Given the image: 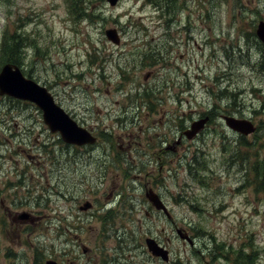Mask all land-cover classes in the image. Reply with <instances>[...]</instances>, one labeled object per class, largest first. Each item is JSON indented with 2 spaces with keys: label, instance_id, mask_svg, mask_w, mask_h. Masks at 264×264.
<instances>
[{
  "label": "rangeland",
  "instance_id": "obj_1",
  "mask_svg": "<svg viewBox=\"0 0 264 264\" xmlns=\"http://www.w3.org/2000/svg\"><path fill=\"white\" fill-rule=\"evenodd\" d=\"M106 1L89 0L86 19L73 21L65 0H0V42L6 30L25 33L34 47L22 49L21 70L100 141L65 144L33 104L0 96V264H232L209 256L210 235L227 252L257 247L255 264H264V193L244 185L247 165L229 160L239 137L219 119L253 121L260 130L247 141L264 143L262 50L252 36L264 0H167L171 19L144 0ZM112 29L118 45L105 37ZM168 47L175 68L163 62ZM158 97L169 100L163 113ZM215 105L196 145L177 152L202 150L203 187L191 163L160 149ZM149 189L170 219L146 200ZM88 203H97L92 218L80 210ZM100 205L112 210L113 228L100 226ZM197 223L204 238L190 230ZM146 238L169 262L151 257Z\"/></svg>",
  "mask_w": 264,
  "mask_h": 264
},
{
  "label": "water",
  "instance_id": "obj_2",
  "mask_svg": "<svg viewBox=\"0 0 264 264\" xmlns=\"http://www.w3.org/2000/svg\"><path fill=\"white\" fill-rule=\"evenodd\" d=\"M119 0H107L110 6H115ZM257 39L264 45V22L260 21L255 29ZM105 37L115 45L119 43L118 34L114 29L106 30ZM0 96L29 102L41 111L43 124L47 127L51 134H58L65 144L74 146L92 145L95 138L84 128L70 118V116L55 103L51 93L44 87L23 75L19 67L13 64H5L0 69ZM226 126L243 135H250L255 131V127L250 121L238 120L232 117L224 118ZM205 119L193 122L190 129L185 132L188 139L193 138L196 133L204 127ZM145 198L156 209L164 212L167 219L170 214L163 205L159 197L152 191L145 192ZM89 206L82 208L86 210ZM20 220L27 219L26 215L19 216ZM145 245L153 257L168 262V251L160 246L157 241L152 238L145 239ZM47 264H54L48 262Z\"/></svg>",
  "mask_w": 264,
  "mask_h": 264
},
{
  "label": "trees",
  "instance_id": "obj_3",
  "mask_svg": "<svg viewBox=\"0 0 264 264\" xmlns=\"http://www.w3.org/2000/svg\"><path fill=\"white\" fill-rule=\"evenodd\" d=\"M144 1L146 3L157 6V10L160 12V14L158 15L159 18L168 16L171 19L176 16V12L170 6H168L167 0ZM65 2L68 5L67 11L69 15H73V21H77L82 18L86 19L84 11L90 4L89 0H65ZM237 2L238 0H234V5H236ZM15 30L16 29H14L12 33L7 30L3 33V40L0 42V67L3 64L8 63L21 68V65L23 63V58L21 57L22 49H29L30 46L34 47V44L27 42L25 33L18 35V32ZM158 55H160V53H158ZM27 77L31 78L30 76ZM144 96H146L145 93ZM256 141L258 143L259 139H257ZM225 146L223 148V153H227L230 150V146L228 144ZM236 147L237 149L232 153L229 160L234 159V162H236V164H239L240 167L243 165H247V169L244 170L246 172L245 177H247V182H245L246 184L244 185L253 186L254 188L256 187L257 191H262L264 193V155L259 154L261 150H264V143L261 142V144L256 146L252 142L242 141V139H240ZM201 170L202 169L196 170L194 166H191V164L188 165V172L190 173V175L194 177L197 183H200V185L204 187L205 183L201 181L197 174V172L201 173ZM191 208L195 209V207L193 208L192 206ZM198 224L200 223L191 226L190 230L193 229L196 235L199 236V238H204V234L199 232L195 228V225L197 226ZM200 230L202 231L201 228ZM209 240L211 241L210 246L212 247L211 253L209 252V256L212 258L220 257L216 254L224 255L223 260L227 259L228 262L231 260L232 264H255L256 260L259 259V253L256 251L257 247H251V245H249L250 248L247 252H245V249L235 251L230 248V252H227L224 250L226 247L225 243L222 242V244L219 245V242L216 241L213 235H210Z\"/></svg>",
  "mask_w": 264,
  "mask_h": 264
},
{
  "label": "flooded vegetation",
  "instance_id": "obj_4",
  "mask_svg": "<svg viewBox=\"0 0 264 264\" xmlns=\"http://www.w3.org/2000/svg\"><path fill=\"white\" fill-rule=\"evenodd\" d=\"M167 21H169V20H167ZM166 21V22H167ZM253 37L255 36V38H256V40H257V42H258V47H260V49L262 50V52L264 53V45L257 39V37H256V34L255 33H253V35H252ZM262 52H260V55H261V59H260V69H261V72L263 73L264 72V54L262 53ZM163 56H164V60H163V62H164V64H165V66H170V67H173V68H175L174 67V65H176V63H178V60L179 59H177V60H171L170 58H172V57H174V56H172V49L170 48V47H168L167 49H165L164 51H163ZM180 58V57H179ZM160 60V59H159ZM161 61H162V59H161ZM160 61V62H161ZM174 64V65H173ZM147 78V76L145 77V79ZM161 88H162V90H164L166 87L164 86H161ZM170 88H172V90H174V86H173V83H171V86H170ZM168 95H170L171 93H170V91H169V89H168V93H167ZM52 95V94H51ZM53 96V95H52ZM170 98H172V99H174V98H178V94L176 93L175 95H170L169 96ZM53 98H54V101H55V103L57 104V105H59V102H58V99H57V96L54 94V96H53ZM163 100V101H162ZM156 101H157V103L159 104V111H161V107H162V103L163 102H165V103H167V101H169L166 97L164 98V99H162V97H158V98H156ZM217 105V104H216ZM215 105V107H211V109L210 110H208V112H206V113H203V114H198V118H197V120L196 121H199V120H203V119H205V123H204V127L201 129V130H199L197 133H196V135L193 137V138H191V139H188L187 137H186V135H185V132H187L188 131V129H186V130H184V131H182V132H179L178 133V136L176 137V140L174 141V143H173V146H169V145H167L166 146V148H163V149H160L161 151H160V153L161 154H163V155H165L166 154V152H168L169 154H171L172 156H173V159H172V161H183V163H191L192 164V166H194V168L195 169H202V166H203V164L201 163V162H199L198 161V159L199 158H201V156H202V150L200 149V148H198V147H195L194 148V151H193V154H192V156L191 157H187L186 155H185V151L183 152V154H182V156H179L178 154H177V152H178V150L180 149V148H185V149H187V147L190 145V144H193L191 147H193V146H195L196 145V142L199 140V137L201 136V134L206 130V127H207V124H208V122L209 121H212V120H215L216 118V113L218 112V107ZM60 106V105H59ZM61 107V106H60ZM62 108V107H61ZM154 108H156V106L154 107ZM63 109V108H62ZM64 110V109H63ZM148 110H152V107H148ZM65 111V110H64ZM162 112V111H161ZM163 113V112H162ZM225 117H232V116H228V115H220L219 116V119H220V121H222V123H223V125L225 126V128L227 129V130H229V132H231V133H233V134H235L237 137H239L238 138V141L240 140V139H242V141H247V137L249 136V135H243V134H241V133H237V132H234V131H232L231 129H229L227 126H226V124H225V121H224V118ZM194 122V121H193ZM252 123H253V125L255 126V131H254V133L253 134H251V135H255L257 132H258V130H260V128L253 122V121H251ZM182 127V126H181ZM86 129V128H85ZM87 130H89V131H92V135L96 138V142L94 143V145H88V146H84V148H86V149H88V148H94V147H96V145H98V144H100L99 142V139H98V137L96 136V133L93 131V130H91V129H87ZM216 132H218L217 131V129L215 130H213V132H212V134L211 135H214L215 137L217 136V133ZM220 133H222L223 134V129H221V132ZM57 134H54V136H56ZM221 136V135H220ZM225 137V139H226V142H225V144H224V146L225 145H229L230 144V140H228L227 138H226V136H224ZM248 142H250V141H248ZM71 146V145H70ZM224 146H222L223 148H224ZM72 147H75V146H72ZM191 147H189V148H191ZM226 147V146H225ZM223 148H222V152H223ZM187 151V150H186ZM262 155H264V153L262 154ZM179 164H180V162H178ZM187 163V164H188ZM162 163H160V165H161ZM188 166V165H187ZM159 169H160V167H159ZM159 177H161V175H159ZM152 180V179H151ZM161 180V179H160ZM159 181V180H158ZM157 182V181H156ZM161 182H162V180H161ZM144 188L146 189V187L144 186ZM152 190V189H151ZM153 191V190H152ZM154 192V191H153ZM155 193V192H154ZM156 194V193H155ZM144 195H145V192H144ZM158 197H159V199L161 200L162 198L160 197V195L159 194H156ZM162 201V200H161ZM163 203V202H162ZM150 204V203H149ZM89 207H88V209H86V210H89V216L88 217H90V218H92L93 217V210H90L91 209V207L92 208H94V207H96V205H97V203L95 204V205H90L89 203L87 204ZM151 205V204H150ZM164 205V204H163ZM101 206V209H100V215H101V217L103 218V220L101 219L99 222H100V226L103 228V230L104 229H109V228H113L114 227V224L112 223L113 222V215L114 214H112L111 212H112V210H107V211H105V209H104V206H102V205H100ZM165 206V205H164ZM83 207H81L80 208V210L81 211H85L84 209H82ZM165 208L167 209V207L165 206ZM155 210V209H154ZM156 212H158V213H161L162 215H164L165 216V214H164V212L163 211H161V210H155ZM19 216L20 215H18L17 217H16V220H18L19 219ZM97 216V215H96ZM20 220V219H19ZM21 221V220H20ZM106 221V222H105ZM152 257V256H151ZM154 259H156V260H159V258H156V257H153ZM72 264H74L73 262H72Z\"/></svg>",
  "mask_w": 264,
  "mask_h": 264
}]
</instances>
